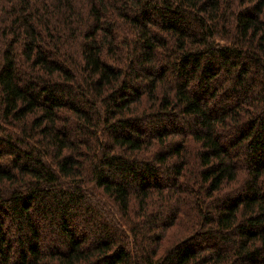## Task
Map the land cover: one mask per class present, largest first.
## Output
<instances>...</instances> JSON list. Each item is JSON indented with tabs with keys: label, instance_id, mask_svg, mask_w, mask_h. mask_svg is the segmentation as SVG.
Returning <instances> with one entry per match:
<instances>
[{
	"label": "trees",
	"instance_id": "obj_1",
	"mask_svg": "<svg viewBox=\"0 0 264 264\" xmlns=\"http://www.w3.org/2000/svg\"><path fill=\"white\" fill-rule=\"evenodd\" d=\"M0 264H264V0H0Z\"/></svg>",
	"mask_w": 264,
	"mask_h": 264
}]
</instances>
